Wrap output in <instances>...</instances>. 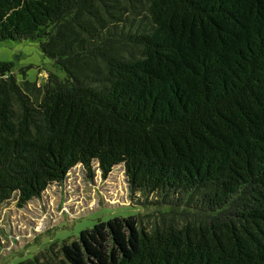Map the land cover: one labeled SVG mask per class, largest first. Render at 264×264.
<instances>
[{
  "label": "trees",
  "instance_id": "trees-1",
  "mask_svg": "<svg viewBox=\"0 0 264 264\" xmlns=\"http://www.w3.org/2000/svg\"><path fill=\"white\" fill-rule=\"evenodd\" d=\"M28 39L66 76L0 62V255L123 178L167 208L119 264H264V0H0Z\"/></svg>",
  "mask_w": 264,
  "mask_h": 264
},
{
  "label": "rangeland",
  "instance_id": "rangeland-1",
  "mask_svg": "<svg viewBox=\"0 0 264 264\" xmlns=\"http://www.w3.org/2000/svg\"><path fill=\"white\" fill-rule=\"evenodd\" d=\"M0 62H12L19 79L24 78L23 70L28 79L41 83L50 72L66 76L64 70L44 55L38 40L1 42ZM84 175L80 171L71 178L73 187H85ZM122 180H102L105 188L99 187L100 196L92 198L81 213L63 206L66 193L62 194V189L54 217L45 215L27 241L11 253L0 255V264H119L122 257H135L139 252L140 218L146 222L167 207L152 204L158 199L154 194L145 197L139 193L132 196L129 192L122 193L124 187L119 184ZM120 196L128 199L121 202Z\"/></svg>",
  "mask_w": 264,
  "mask_h": 264
}]
</instances>
